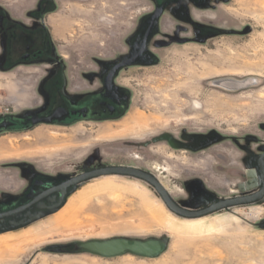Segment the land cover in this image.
<instances>
[{"label": "rangeland", "instance_id": "1", "mask_svg": "<svg viewBox=\"0 0 264 264\" xmlns=\"http://www.w3.org/2000/svg\"><path fill=\"white\" fill-rule=\"evenodd\" d=\"M161 2L0 0V122L16 124L0 131V210L105 167L153 175L190 210L260 191L264 0H171L144 59L115 77L118 114L93 116L104 113L105 78L139 52ZM60 106L90 113L32 124ZM45 204L0 221V264H264V199L188 220L147 183L109 176ZM115 238L164 249L154 258L72 252Z\"/></svg>", "mask_w": 264, "mask_h": 264}, {"label": "water", "instance_id": "2", "mask_svg": "<svg viewBox=\"0 0 264 264\" xmlns=\"http://www.w3.org/2000/svg\"><path fill=\"white\" fill-rule=\"evenodd\" d=\"M166 4L159 8L156 13L150 18L146 33L144 35L141 49L138 54L131 58L128 61L122 62L116 65L111 73L107 76L105 80V86L107 92L111 91L114 86V80L119 71L127 66H131L140 60L142 55L145 53L147 48V43L152 35L153 31L158 25V21L161 18ZM68 113L64 110H57L52 116L46 118H35L32 120V124H52L55 120L61 119L65 117ZM258 168L261 174L262 179V187L259 192L236 197L227 200H220L202 210H190L184 208L177 204L175 200L171 197L169 192L165 189V187L159 182V180L153 175L141 171L139 169L131 168V167H105L96 170H92L76 176L60 185H44L41 188H47L46 191H42L35 199L31 202L22 205L14 210L7 211L4 213H0V220L12 218L14 216L21 215L27 211H29L33 207H37L39 210H48L49 207L46 206L45 200L58 195L60 206L63 204L68 192L86 182L103 178L109 176H120V177H130L140 181H143L153 187L163 203L166 207L175 215L182 217L184 219L193 220L203 218L224 210H228L235 207L247 206L257 204L264 199V154L261 156L258 162ZM164 246L160 240L152 239L147 241L140 240H129L124 238H115L105 241H88L82 243H75L73 245L72 252L73 253H89L95 256L105 257V258H113L122 256L125 254H132L135 256L145 257V258H154L159 256L163 252Z\"/></svg>", "mask_w": 264, "mask_h": 264}, {"label": "flooded vegetation", "instance_id": "3", "mask_svg": "<svg viewBox=\"0 0 264 264\" xmlns=\"http://www.w3.org/2000/svg\"><path fill=\"white\" fill-rule=\"evenodd\" d=\"M171 0H162V2H161V5L158 7V9L159 8H161L162 6H164L165 4H167V3H169ZM157 9V10H158ZM165 9H166V7H165ZM165 11V10H164ZM156 13V12H155ZM164 13V12H163ZM153 16V15H152ZM145 33H146V31H145ZM145 35V34H144ZM151 37V36H150ZM150 39V38H149ZM148 42H149V40H148ZM147 45H148V43H147ZM28 49H30V48H28ZM140 49H141V47H140ZM139 49V50H140ZM147 49V48H146ZM146 52V51H145ZM138 54V53H137ZM136 54V55H137ZM146 53H144L143 55H142V57L140 58V60L139 61H137L138 63L141 61V60H143L144 59V55H145ZM135 55V56H136ZM25 59H28L29 58V55L28 56H25L24 57ZM136 62V63H137ZM135 63V64H136ZM105 80H106V78H105ZM104 80V81H105ZM105 83V82H104ZM112 91H113V89L111 90V91H109V92H107V89H106V86H105V90H104V93L102 94V100H100V101H97L96 100V103H98V105H99V107H101L102 109H103V111H104V113H101V111H99V110H93V116L95 117V118H99V117H101L102 116V114H108V115H110V116H114V115H116V114H118V112H119V106L118 105H116V103H115V101L113 100V96H112ZM59 109H61V110H64V111H66L68 114L65 116V117H63V118H61V119H57V120H55L53 123H71V122H74V121H76V120H78L79 118H88V116H89V113H90V110L89 109H87V108H79V109H75V110H68L67 108H65L64 106H60V107H58V108H56V109H54V110H51L50 111V114H49V116H52L57 110H59ZM14 126H16V124H14L13 122H0V131H4V130H8V129H12V128H14ZM49 186L50 185H54V184H48ZM46 189L47 188H41L40 186L38 187V190L37 189H33L32 190V194H31V197L25 202V203H23V204H20V205H18V206H16V207H14V208H11V209H8V210H0V213H4V212H7V211H11V210H14V209H16V208H18V207H20V206H22V205H25V204H27V203H29V202H31L33 199H35L39 194H41V192L42 191H46ZM55 196H58V195H55ZM52 197H54V196H52ZM59 197V196H58ZM51 198V197H50ZM49 199V198H48ZM47 200V199H46ZM46 200L44 201L45 203H46ZM35 208H37V207H33V208H31V209H35ZM30 209V210H31ZM29 210V211H30ZM28 212V211H27ZM27 212H25V213H27ZM25 213H23V214H21V215H18V216H14V217H12V218H16V217H20V216H22V215H24ZM8 219H11V218H8ZM8 219H3V220H8ZM3 220H0V221H3ZM10 231L9 232H12V231H16V230H19V229H14V228H10L9 229Z\"/></svg>", "mask_w": 264, "mask_h": 264}, {"label": "bare ground", "instance_id": "4", "mask_svg": "<svg viewBox=\"0 0 264 264\" xmlns=\"http://www.w3.org/2000/svg\"><path fill=\"white\" fill-rule=\"evenodd\" d=\"M160 182V181H159ZM161 183V182H160ZM162 184V183H161ZM163 185V184H162ZM166 189V188H165ZM167 190V189H166ZM170 194V193H169ZM200 219V218H199Z\"/></svg>", "mask_w": 264, "mask_h": 264}]
</instances>
